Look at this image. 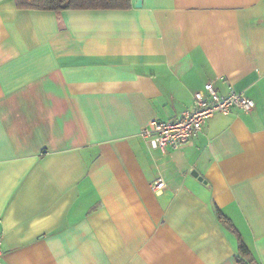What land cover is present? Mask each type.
<instances>
[{"label": "crops", "instance_id": "1", "mask_svg": "<svg viewBox=\"0 0 264 264\" xmlns=\"http://www.w3.org/2000/svg\"><path fill=\"white\" fill-rule=\"evenodd\" d=\"M136 3L0 0V264H238L239 235L264 264V0ZM210 82L256 107L141 138Z\"/></svg>", "mask_w": 264, "mask_h": 264}, {"label": "built area", "instance_id": "2", "mask_svg": "<svg viewBox=\"0 0 264 264\" xmlns=\"http://www.w3.org/2000/svg\"><path fill=\"white\" fill-rule=\"evenodd\" d=\"M256 102L243 93L231 91L220 94L210 82L204 91H198L190 108L172 120H153L140 132L141 138L156 149L178 150L203 131L205 123L217 113L229 114L238 109L251 112ZM165 187L163 180L153 182L154 191ZM3 238L0 235V258L3 255Z\"/></svg>", "mask_w": 264, "mask_h": 264}, {"label": "trees", "instance_id": "3", "mask_svg": "<svg viewBox=\"0 0 264 264\" xmlns=\"http://www.w3.org/2000/svg\"><path fill=\"white\" fill-rule=\"evenodd\" d=\"M19 9L51 11L60 15L65 10H127L132 0H15ZM222 222L235 231L234 225L220 210H217ZM239 247L236 260L238 264H257L251 249L239 235Z\"/></svg>", "mask_w": 264, "mask_h": 264}, {"label": "water", "instance_id": "4", "mask_svg": "<svg viewBox=\"0 0 264 264\" xmlns=\"http://www.w3.org/2000/svg\"><path fill=\"white\" fill-rule=\"evenodd\" d=\"M142 2H143V0H137L136 7H141Z\"/></svg>", "mask_w": 264, "mask_h": 264}]
</instances>
